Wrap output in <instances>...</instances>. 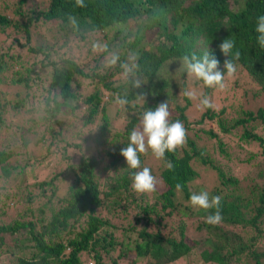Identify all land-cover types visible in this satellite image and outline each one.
I'll use <instances>...</instances> for the list:
<instances>
[{
	"label": "trees",
	"instance_id": "obj_1",
	"mask_svg": "<svg viewBox=\"0 0 264 264\" xmlns=\"http://www.w3.org/2000/svg\"><path fill=\"white\" fill-rule=\"evenodd\" d=\"M0 4V254L10 255L11 264H264V138L253 131L264 128V106L240 109L229 128L225 105L203 109L193 123L214 120L217 131L187 133L164 159L142 154L141 168L155 166L161 190L135 193L133 170L120 155L144 111L167 101L170 121L188 130L191 100L183 91L192 85L212 99L216 90L183 70L186 54L208 52L226 71L219 45L230 39L240 52L232 82L246 81L252 96L264 93V50L255 32L264 0ZM53 46L60 52L49 51ZM114 54L119 60L109 66ZM20 58L28 65L21 61L16 69ZM125 63L136 66L127 78ZM136 79L140 88L133 87ZM117 97L128 101L127 120L110 134L105 107ZM91 125L95 135L88 130L77 139ZM240 128L239 144L255 141L262 155L246 180L231 174L226 151ZM83 145L96 151L85 154ZM202 191L222 198L218 225L205 222L216 209L190 206V195Z\"/></svg>",
	"mask_w": 264,
	"mask_h": 264
},
{
	"label": "clouds",
	"instance_id": "obj_2",
	"mask_svg": "<svg viewBox=\"0 0 264 264\" xmlns=\"http://www.w3.org/2000/svg\"><path fill=\"white\" fill-rule=\"evenodd\" d=\"M74 6L77 8L86 7L85 0H74ZM69 20L75 23V17L69 16ZM255 32L257 33L256 42L258 46L264 50V15H260L256 21ZM95 47V46H94ZM234 41L226 39L219 45L220 51L226 57L223 68L220 70V61L208 52L198 55L193 52L186 54L181 58L183 70L188 77L194 78L196 81L202 82L203 86L210 89L223 90L225 88V78L232 77L237 71L234 61L240 58V52L236 50ZM106 49V46H105ZM119 60L118 55H113L109 66H115ZM124 69L123 75L129 77L135 65L129 66L122 64ZM133 87L140 88L141 81L134 80ZM183 96L188 100H198V107L201 109L213 108V102L207 95H200L197 90L185 89ZM116 102L121 106H125L128 101L124 98L117 97ZM170 109L167 101L158 104L155 109H148L142 113L140 124L131 130L128 137V144L122 148L120 155L125 159L127 168L133 170L131 172V188L137 194H147L156 191L157 178L152 174L149 167L141 168L140 156L147 155L149 152L158 160L164 159L166 153L175 152L186 142L187 134L182 121H170ZM167 167L171 170L173 165L169 162ZM176 188H182L181 184H177ZM221 196H211L207 191L199 194L192 193L189 203L194 210L216 209L214 214L205 217V222L215 226L222 221L221 215Z\"/></svg>",
	"mask_w": 264,
	"mask_h": 264
},
{
	"label": "rangeland",
	"instance_id": "obj_3",
	"mask_svg": "<svg viewBox=\"0 0 264 264\" xmlns=\"http://www.w3.org/2000/svg\"><path fill=\"white\" fill-rule=\"evenodd\" d=\"M8 2H16L17 0H7ZM36 1V0H34ZM27 5L29 6V3H27ZM3 7V4H0V8ZM40 33H43V28L41 27L39 29ZM4 34L0 33V40L3 39ZM53 39V38H52ZM52 39L49 38V40L51 41ZM23 40V39H21ZM61 42V41H60ZM51 43V42H50ZM50 45V44H49ZM54 50L55 52H60V49L57 46H53V48H49V51ZM23 53H25V50H22ZM30 57H31V53H29ZM41 57V56H38ZM23 61L24 65H28V63L23 59L20 58L18 59V61L15 63V68H18V64L19 62ZM20 68V67H19ZM20 70H22V68H20ZM229 80L225 82V88L223 90H218L215 89V94H213L212 97V102H213V109L214 110H218L221 106L225 105L227 107V109L223 112L222 114V119L224 121V126L225 128H229L230 125L232 124V122L237 118V117H242L241 113L239 112L240 109H252L254 110L257 107H263L264 106V93L263 91L255 93L256 95L252 96V94L255 92V90H253L250 85L244 81V80H239L237 83V85H235L232 82V77H228ZM22 87V86H21ZM20 87V88H21ZM14 86H9V91L12 92L14 90ZM188 89H194L197 90V92L199 93L200 90L194 86H188ZM198 100H191L190 106L187 110V120L188 122H190L191 124L188 126V130H186V134L188 133V135L192 136L195 133H198L200 135H202V130L201 129H207V128H212L214 131H217L218 126L217 123L214 120H207L206 122L202 123V124H194L193 121H195L197 119V117L200 115V113L203 111V109H201L200 107H198ZM105 111L106 114L108 116V120L110 122V127H109V132L110 134L114 133V132H118V131H122L123 127L125 125V118H127V111L124 109V106L121 107L117 102H111L108 103L105 107ZM79 115H81L83 113V110L81 109V105L78 109L77 112ZM85 113V111H84ZM99 116V115H98ZM140 119L137 121V123L135 124V127H138L140 124ZM21 120V119H19ZM66 121H71L70 119H66ZM96 128V127H95ZM88 130L92 131L90 134V137L95 135L96 130L91 126L88 127H82L79 130V138L77 139H82V137L87 135ZM241 131L240 129H237L235 131V135H233L230 140L229 143L226 146V151H228L231 160L234 165V168L230 171L232 175H235L237 178L242 177L243 175L246 177L248 176L247 173H251L253 166L255 163L260 162L262 159V155L259 153L260 151V147L258 146V144L254 141L252 143H242L239 144L238 140H237V134ZM253 131L256 132L257 134L261 135V137L264 138V128L262 127H254ZM225 134V133H224ZM227 137L225 138L226 141ZM236 140V141H235ZM86 145V144H85ZM85 145H83L81 147V150L84 151L85 154H89L94 153L96 150L93 148L92 145H90L89 147H85ZM230 146V147H229ZM101 154H103V146L102 147H98L97 148ZM73 150H76L72 147L68 148V152L71 153ZM81 154V152H78L76 154H74V158L77 159L79 157V155ZM250 154H254V158L250 159L249 156ZM249 159V160H247ZM147 162V161H146ZM151 162V161H150ZM235 163V164H234ZM151 170L153 169V171L155 170V166H152L150 168ZM155 173V171L153 172ZM162 186L161 184L157 183V190H161ZM9 214L12 213V210L10 209ZM11 256L7 254H0V264H11ZM90 263V261L88 262V264ZM172 264H185L183 259H178L176 262L172 263Z\"/></svg>",
	"mask_w": 264,
	"mask_h": 264
}]
</instances>
